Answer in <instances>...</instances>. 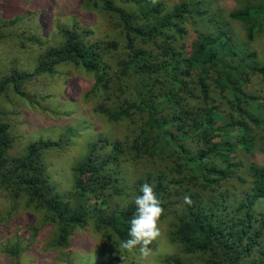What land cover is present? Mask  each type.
Masks as SVG:
<instances>
[{"label": "trees", "instance_id": "16d2710c", "mask_svg": "<svg viewBox=\"0 0 264 264\" xmlns=\"http://www.w3.org/2000/svg\"><path fill=\"white\" fill-rule=\"evenodd\" d=\"M202 2L180 0L168 8L163 0L88 1L85 5L107 16L122 41L115 56L109 41L87 38L88 30L76 21L57 24L52 44L35 34L21 36V45L29 41L40 52L30 72L10 69L0 78V95L10 88L27 99L21 85L33 75L51 72L58 63L79 67L92 75L89 91L104 93L109 102L95 105L97 112L109 121L137 116L125 157L151 164L133 184L131 198L109 207L112 194L121 191L117 166L125 154L118 140L101 152L91 144L70 168L71 187L58 189L42 154L58 149L61 141L37 138L22 154L8 157L12 137L0 111V187L42 212L53 227V246H66L73 231L87 225L108 242L109 260L127 264L128 251L120 243L129 238L132 197L148 183L161 201L159 220L167 221L169 243L192 256L184 261L165 254L164 264H264V207H257L264 203V166L247 164L251 180L239 196L221 183L241 166L230 154L252 155L262 140L264 116L249 109L258 98L243 86L255 74L264 86V58L231 41L228 24L222 25L219 15L213 18ZM187 16L212 29L199 32L188 49L181 41ZM227 18L243 24V43H250L264 31V4L244 3ZM13 23L0 18V29Z\"/></svg>", "mask_w": 264, "mask_h": 264}, {"label": "rangeland", "instance_id": "374dc122", "mask_svg": "<svg viewBox=\"0 0 264 264\" xmlns=\"http://www.w3.org/2000/svg\"><path fill=\"white\" fill-rule=\"evenodd\" d=\"M90 0H0V18L14 19V23L0 29V78L10 69L30 72L35 65L39 46L24 41L21 36L35 34L54 43L53 35L57 24L70 25L76 21L82 29H87L86 37L111 43L112 56L121 52L122 41L117 31L111 29L107 16L99 10L85 5ZM92 1V0H91ZM180 0H163L166 7ZM244 3L264 4V0H206L201 5L214 11L213 18L221 16L228 25L231 41H237L241 49L254 50L258 60L264 58V31L255 35L250 43L244 42L243 24L227 18V13ZM264 24V19L262 20ZM185 33L182 42L187 49L196 35L211 32L209 25L187 16L183 24ZM24 34V35H22ZM57 36V35H56ZM235 43V42H234ZM91 73L68 63L56 64L51 72L33 75L21 85L27 99L16 95L10 88L0 95L2 119L9 124L12 137L8 157L20 155L26 145L37 138L59 139L58 149L47 150L42 161L50 179L58 189L71 187V166L81 159L91 144L99 147V152L107 151L113 139L119 141L124 156H120L117 184L120 194H112L108 206L124 205L132 196L136 184L151 164L145 159H126L128 144L139 125L137 116L109 121L94 109L95 105L109 103L104 93L90 90ZM247 92L258 98L250 110L264 116V86L259 75H250L243 86ZM113 107L112 104H110ZM262 140L252 155L240 150L232 152L233 160L241 166L225 182L232 196H239L251 180L246 166L254 162L264 166V131ZM107 140V141H106ZM243 180V181H241ZM95 199H90L94 202ZM263 209L264 203L257 205ZM165 219L158 220L160 235L148 247L149 255L142 257L139 246L124 255L127 264H164L162 255H173L189 261L191 255L178 253L166 236ZM53 227L43 221L41 211L26 207L20 198H10V191L0 187V264H123L109 260V245L105 238L89 226L76 228L66 246H53ZM15 250V251H14ZM14 251V252H13Z\"/></svg>", "mask_w": 264, "mask_h": 264}, {"label": "clouds", "instance_id": "9594fccd", "mask_svg": "<svg viewBox=\"0 0 264 264\" xmlns=\"http://www.w3.org/2000/svg\"><path fill=\"white\" fill-rule=\"evenodd\" d=\"M139 192L141 194L132 197L135 212L129 222V238L121 241L120 249L133 251L139 246L141 256L147 257L150 252L148 246L160 235L158 220L163 208L152 185L142 184ZM184 203L189 205L192 203L189 196L184 197Z\"/></svg>", "mask_w": 264, "mask_h": 264}]
</instances>
